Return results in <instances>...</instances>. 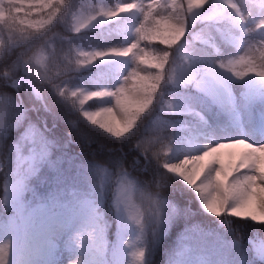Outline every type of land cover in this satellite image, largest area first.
<instances>
[{
	"label": "rangeland",
	"instance_id": "obj_1",
	"mask_svg": "<svg viewBox=\"0 0 264 264\" xmlns=\"http://www.w3.org/2000/svg\"><path fill=\"white\" fill-rule=\"evenodd\" d=\"M2 1L0 0V3ZM120 1L124 6L137 3L141 6L143 12L136 11L132 15V23L124 31L119 29L108 30L94 42L90 41L87 43L78 39L79 49L88 50L89 52L86 60L98 52L111 53L113 51H122L135 45L132 54L129 56L108 54L95 58L99 63L108 64L110 67V73L102 76L100 79L105 91L115 93L122 86L128 89L126 111H121L115 105L114 97H106L104 100V110L111 108L112 117H114L112 119L104 115V119L110 126V129L118 134L126 132L132 122L136 121L137 117L144 112L145 105H147V108L151 106L147 103L149 98L153 102L152 97L154 95L158 94L161 96L168 89V96L165 98L171 97L177 104L182 107L186 105L188 108L199 112L200 116L203 117V124L196 117L197 119L182 120V125L187 133V130L194 126L199 125L201 127V135L198 142L201 145L208 144L209 150L207 152L211 153V157L219 159L220 154L213 153L211 149L220 147L221 145L218 143L221 141L225 145H231L236 144L239 139L244 138V142L251 144L252 148L255 149V152L246 153L240 160L235 162L232 166V175L229 176L224 187L227 189L235 187L236 194L242 201L238 205L241 209L250 198L255 197L258 202L259 211L264 214V174L261 173V169H264V75L249 72L244 77V81H233L230 85L233 110L227 111L211 104L203 93L182 91V85L174 86L168 84L169 77L174 81H181L186 78L185 74L174 63L167 69L166 77L163 69V79L157 84L153 78L159 75L161 70L156 74L153 67L150 66L153 49L144 40L139 38L136 33V29L144 23L142 16L158 5H161V9L168 11L164 29L169 34H171L169 31L175 34L176 28L181 26L184 27L186 33L188 21L193 23L196 21L203 22L191 34L192 41H187L181 45H191L193 56L203 57L211 62L234 58L242 54L241 46L245 41L253 42L257 48H259L261 43H264V0H207L201 9L196 10L194 13L188 11V0ZM181 7L183 8V12L180 10ZM216 7L218 8L215 10ZM221 9H226L233 21V25L225 33L219 31V27L215 22L217 15L221 13ZM181 19L184 21L183 25L178 23V20ZM91 22V12L84 9L72 12L67 11L61 18V23L69 31L87 29L90 27ZM15 33L13 32V36ZM19 36L21 37L22 34L16 33L15 37L19 38ZM198 36H203L204 39H197L196 37ZM64 40L60 44L56 40H48L43 46L34 51L27 60H24L22 70L25 74L23 75V80L25 85H30L35 81L45 80L47 82L48 79L52 84L49 85L56 96L61 101L66 102L67 105L73 106L80 104L85 96L84 80L77 74L79 72L78 68H80L78 66L80 59L77 57L74 61L70 52V46L73 42L77 43V41L68 38H64ZM205 40H209L208 46L203 45L202 42ZM139 58H143L147 63H141ZM252 63H257V58H252ZM132 72H135L137 76L136 78L129 79V75ZM154 84L157 85L156 90L152 91L151 86ZM45 93L48 94V91L45 90ZM74 93L75 96H73ZM0 100L4 101L3 104H0V109L6 113L3 120L0 121V132H3L12 124L14 125L23 119L24 107L19 101L15 102V100L3 94H0ZM158 101L160 102V98ZM134 102H138L139 104L132 106L131 103ZM141 108H143V111H140ZM175 112L186 113L190 111L180 110ZM155 121L160 120L155 118ZM205 133L208 134L207 137H205ZM41 145L46 146L47 155L43 160L35 159V161L41 162L47 160V162L40 173L44 179V183L43 185L36 184L37 196L47 199L50 196L59 195L63 191L64 195L62 199L65 201L69 199L71 202L72 200L68 197L67 193L69 189H73L77 193V199L79 200L75 203L72 201L71 203L79 207L78 213L73 217V214L68 210L55 209L56 212L61 213L65 225L72 223L71 229H66L62 235L52 236L46 228L40 234L38 244L34 239L30 240L25 234V230L27 229H30L29 233H34L35 228L40 223L39 219H36L35 223H33L28 218L27 210L23 213H17L15 225L9 224L7 226L0 224V243L6 239L11 241V247L7 249V254H3L4 262L2 264H69V260L79 254L78 250L75 249V245L70 243L71 231L87 227L92 218L88 204L94 205L97 196L91 187V182L87 178L85 168L97 167L99 165L77 163V174H69L59 166H51V164H48V159H50L52 146L41 141L39 133L33 130L18 146L23 158L22 166L24 168H28L29 163L34 160L33 148L39 150ZM227 150L229 152L222 150L223 160L226 163H231L229 153H231L232 149ZM224 153H226V156ZM172 155L176 159L182 158L178 154ZM199 164L190 161V166L185 165L184 167L188 168L186 176L189 179L195 180L196 186L201 192H204L211 199V197L217 195L216 189L210 185H200L199 181L209 171H212L215 175L221 166L217 165L215 168L205 167L200 179L196 180L194 169L198 170ZM107 171H98L97 176L94 178L97 191L100 190V187L110 177L111 172L108 167ZM179 171L183 172L184 168L179 169ZM123 172L127 171H122L121 173ZM77 188L81 191H77ZM86 190L90 192L89 195H85ZM28 200L32 201L33 206L36 204V198L32 197L31 193L25 196V201ZM229 203L231 201L223 205L225 211ZM173 206L175 205L173 204ZM168 211L170 214L172 213L171 207ZM170 226L167 227V230ZM52 228L53 230L58 229L59 224H53ZM135 235L134 230L122 228L117 222L116 241L113 247L108 249L104 244L105 233L101 236L98 228L95 245L93 246L91 241H85L84 243L82 249L84 259L87 264H132L131 252L133 250L128 246V241L130 239L134 240ZM158 243L153 244L149 241L146 248L145 261L147 260V253ZM102 244L105 245L103 247L104 256L98 260L97 249ZM178 245L177 257L172 264H250L255 260V254L258 255V252L264 249V242H259L257 246H254L255 253H253L248 247L242 246L240 243L237 245L234 241L227 240L221 234L202 231L192 226H187L182 231L178 238ZM200 250H205V253H202ZM1 262L2 258H0V264Z\"/></svg>",
	"mask_w": 264,
	"mask_h": 264
},
{
	"label": "trees",
	"instance_id": "obj_2",
	"mask_svg": "<svg viewBox=\"0 0 264 264\" xmlns=\"http://www.w3.org/2000/svg\"><path fill=\"white\" fill-rule=\"evenodd\" d=\"M120 6H123L120 0H4L0 3V94L15 100V102L19 101L24 107V116L25 109H27L37 125L46 126L51 130L49 135L55 141V145L51 147L48 164L62 167L69 174H77V163L106 165L110 169L111 175L105 184L113 183L117 178L115 174L123 170L131 172L140 180L150 178L157 170L154 161L132 146L129 139L137 142L143 141L149 149L158 148L161 138L170 136L173 131L171 129L161 131L160 122H163L174 126L177 130L174 133V140L179 143L181 137L188 136V133L183 129L182 120L197 119V116L193 115L192 112H162L158 101L161 96L157 94L152 97L151 106L145 107L144 112L137 117L135 129L133 133L129 134L130 137L128 130L122 134L114 135L105 121L104 115L96 116L97 122L95 124L88 119V115L95 116L97 112L104 111L103 102L106 97H93V99L78 105H67L66 102L61 101L56 96L48 79L47 82L45 80L35 81L30 85H25L23 80L25 73L22 67L24 60H27L46 41L56 40L60 44V42L65 41L64 38H68L77 41L70 46V52L74 61L77 57L80 59L78 65L80 68H78L77 74L84 80V97L98 91H104L100 79L103 75L110 73L109 65L101 64L95 58L93 62L88 63L86 56L89 52L79 49L78 39L87 43L94 42L108 30L119 29L124 31L132 22L135 9L131 13H121L116 17H107L101 14L102 12L116 11ZM78 9L91 12V25L81 31H69L61 23V18L65 12ZM149 12L152 13V16L147 21V26H152L157 21H159V26L154 32L147 33L142 40L153 48L152 58H157L156 63L159 62V57L165 51L172 53L164 66L166 77L167 69L173 64V59L177 57V49L180 45L175 49L176 46L169 48L161 43L162 40L174 38L164 29L168 11L161 9V5H158ZM220 12L215 22L219 31L225 33L233 25V21L226 9H221ZM142 20H144L142 24H145V15L142 16ZM202 23L201 21L187 22V30L181 45L187 41H192L191 34ZM13 32L21 33L22 36L17 38L15 37L16 33L13 36ZM153 37L156 38L153 39ZM205 41L202 42L203 45L208 46L209 40ZM153 69L156 74L160 70L154 67ZM16 81H19L18 85ZM181 89L186 92L198 93L191 86H182ZM45 90L48 91V94L45 93ZM167 91L168 89L164 91L165 97L168 96ZM138 104V102L131 103L132 106ZM155 118L160 121H155ZM23 120L24 117L21 121ZM21 121L16 126L12 124L8 129L19 127ZM102 123L105 124L103 128L100 126ZM68 129L74 130L71 137L66 136ZM18 136L19 132H13L11 140L15 141ZM113 137L122 139H114ZM198 151L204 150L201 148ZM185 154L194 155L195 153L188 152ZM208 154L206 152L194 163H200L202 158H206L208 160L206 167L221 166L219 159ZM170 157L173 161L176 159L171 154ZM225 164L228 163L225 162ZM175 188L177 190L172 195L171 201L176 206L175 215L178 218L171 223L161 241L147 253L146 264H172L179 249L178 238L187 226L221 234L230 241H234L238 234L239 243L248 247L253 253H255L254 246H257L259 242H264V224H259L260 222L251 219L241 220L233 217L230 218L233 221L231 225H218L215 218L202 212L199 201L194 198V194L187 189L186 185L177 182ZM77 191L81 190L77 188ZM89 194L90 192L86 190L85 195ZM67 200L70 202L69 199ZM109 204L110 193L107 194L102 207L105 219L106 245L111 249L116 240L117 221ZM0 224L8 225L3 214H0ZM200 251L205 253V250ZM254 257L255 260L250 264H262L257 254Z\"/></svg>",
	"mask_w": 264,
	"mask_h": 264
},
{
	"label": "clouds",
	"instance_id": "obj_3",
	"mask_svg": "<svg viewBox=\"0 0 264 264\" xmlns=\"http://www.w3.org/2000/svg\"><path fill=\"white\" fill-rule=\"evenodd\" d=\"M218 7L215 8V10ZM214 10V11H215ZM178 23L183 25L184 21L178 20ZM183 27V26H182ZM185 37V29L183 32L176 31L177 40L176 48L181 45V41ZM204 39L203 36L196 37ZM230 40V39H229ZM206 42V41H205ZM231 42V40H230ZM242 54L234 58L222 59L216 62H211L203 57H195L192 54V46L185 44L177 49V57L173 59L180 70L185 74V79L174 81L169 77L168 84L174 86H191L200 93H203L211 104L219 106L227 111L233 110V102L226 103L228 97H232L230 85L233 81H244V77L249 72H255L257 75H264V43L259 45V48L253 42L245 41L241 46ZM163 54L172 55L165 51ZM252 58H257V63H252ZM151 100V98H149ZM148 103V101H147ZM151 105V103H148ZM160 110L162 112H175L180 110L190 111L197 116L201 124L204 119L192 108L186 105L181 106L171 97L165 98L163 93L160 97ZM52 115V113H49ZM135 120L128 127V136L135 129ZM23 129V131H21ZM171 129L170 136L162 137L158 148L149 149L143 141H131L132 146L138 149L141 153L148 155L149 159L154 161L156 172L145 180H140L132 175L131 172L116 173V180L111 184H103L100 190L97 191L95 177L98 171H107L106 165L97 167L85 168L87 178L91 182V187L95 191L97 200L94 205L88 204L91 210V221L87 227L71 231L70 243L75 245L78 250V255L69 260V264H87L83 255V246L85 241H91L95 245L96 232L99 228L101 236L105 232L103 202L108 193H110V209L122 228L134 230L135 239L128 241V246L132 248L131 257L132 264H146L145 253L149 241L153 244L158 243L163 234L172 222L178 217L175 215L176 206H173L171 201L172 195L177 190L175 185L177 182H182L187 189L191 190L194 198L200 202V209L209 217L215 218V222L221 226L231 225L232 219H248L242 216H234L231 210L238 205L229 203L224 213L217 215L209 210L208 200L201 195V190L193 184H190L185 179L188 171L185 165L189 162H195L204 155L209 149L208 144L201 145L199 137L201 135V127L199 125L188 129V136L181 137L180 142L174 140V133L177 131L173 125L160 122V130ZM33 130L39 133V138L45 144L54 146L55 141L50 138L51 130L46 126L41 127L32 120L30 112L25 109L24 120L21 121L19 127L5 129L0 132V214H3L7 219L8 224L15 225L17 213L28 211V218L35 223L36 219L40 220L39 226L35 228L34 233H29L25 230V234L30 240L34 239L37 244L40 234L47 228L52 236L62 235L66 229H71L72 223L65 225L61 213L55 209H65L73 214V217L78 213V206H75L64 199V193L61 191L59 195L50 196L49 198H40L36 193V184L43 185L44 179L40 175L42 168L45 166V161L36 162L32 160L28 168L22 166V157L19 150V144ZM73 129L66 131V136L71 137ZM13 132H19V136L15 141L11 140ZM207 137V133L204 134ZM114 139H122L113 137ZM139 139V138H138ZM203 148L204 151H198ZM194 152V155H186L185 153ZM170 154H178L182 158L171 159ZM190 166V165H189ZM184 168L181 172L179 169ZM215 175L212 171L206 173L199 181L200 185H211L214 182ZM35 182V183H34ZM110 185V187H109ZM31 193L32 197L36 198V204L33 206L32 201H25V196ZM72 201L77 199V193L73 189H69L67 193ZM171 207L172 213L168 209ZM59 224V228L53 230V224ZM259 224H264L260 222ZM234 242L239 245V235L234 239ZM101 245L97 249L98 260L104 256L103 247ZM11 241L5 240L0 243V248L10 249ZM264 264V261H262Z\"/></svg>",
	"mask_w": 264,
	"mask_h": 264
},
{
	"label": "snow or ice",
	"instance_id": "obj_4",
	"mask_svg": "<svg viewBox=\"0 0 264 264\" xmlns=\"http://www.w3.org/2000/svg\"><path fill=\"white\" fill-rule=\"evenodd\" d=\"M207 0H188V11L191 13H194L196 10L201 9L204 5V3H206ZM179 6V5H177ZM135 9L138 12H143V9L141 8V6L137 3H131L125 6H120L118 7V9L116 11H108V12H102L101 14L103 16H107V17H116L121 13H131L133 12L132 10ZM181 12H183V8H180ZM145 24H141V26L139 28L136 29V33L138 34L139 38L143 39L145 38L147 33L150 32H154L156 27L159 26V21L156 22V24L152 25V26H147V21L149 20V18L152 16L151 12L145 13ZM184 31V27H178L176 28V31ZM176 36V32L174 37ZM156 37H153V39H155ZM161 43L165 44L166 46H168L169 48H172L174 46H176L177 44V40L175 38L173 39H165L162 40ZM135 47V45H132L129 48H126L122 51H113L111 53H96L93 57L88 58L87 62L91 63L93 62V59L96 57H103L104 55H117V56H129L130 54H132L133 52V48ZM141 63H147V61H145L143 58H139ZM156 57H153L152 60L153 62L151 63V67L154 68H158L161 70V73L159 75H156L153 79L157 82V84L159 83V81H161L163 79V69L165 64L168 62L169 60V55L167 54H162L159 57V62L156 63ZM137 74L135 72L130 73L129 75V79L132 78H136ZM16 84H19V81H16ZM156 86L157 85H152L151 86V90L155 91L156 90ZM127 92L128 89L126 87H120L117 89V91L115 93L113 92H109V91H98L95 93H92L89 96L84 97V100L81 101V103H84L88 100L93 99V97H98V98H103V97H114V101H115V105L117 107H119L121 109V111H126V100H127ZM63 94V93H62ZM73 96H75V93L73 94ZM226 103H232L233 102V98L232 97H228L225 100ZM4 101L0 100V104H3ZM148 103H152V100H148ZM147 105H145L146 107ZM140 111H143V108L140 109ZM5 111L0 109V121L3 120L4 115H5ZM100 115H106L109 118L114 119V117H112V109L108 108L106 110H104L103 112H97L95 116L93 115H88V119H90L92 121L93 124H95L96 121V116H100ZM102 128L105 127V124L102 123L100 125ZM110 130V129H109ZM114 135H117L118 133H113ZM245 139L241 138L238 140V142L236 144H231V145H225L222 141L219 142L218 144H220L221 146L218 148H213L212 152L213 153H218L220 154V163H221V168L219 171L216 172L215 174V179L214 182L210 185L211 187L215 188L217 191V195L211 197V199H209L204 192H201V195L206 198L208 200V204H209V210L216 213L217 215L223 213L225 211L224 208V204L228 203L229 201H231V203H235L237 205H240L242 203V201L240 200L239 196L236 194V189L235 187L233 189H227L224 187V185L227 183L229 176L232 175V166L235 164L236 161L240 160L241 157L245 154V153H249V152H255V149L252 148L251 144L244 142ZM224 149H237L239 151H235V152H231L229 153L230 156V160L231 163L229 164H225L224 160H223V151ZM47 155L46 152V146L41 145L39 147V150H37V148H33V159H39V160H43L44 157ZM208 155H211V153H209ZM208 164V160L206 158H202L201 162L199 164V168L194 169L195 171V177L196 180H199L201 175L204 172L205 167ZM261 173L264 174V169H261ZM185 179L188 180V182L190 184L196 185V181L189 179L188 176H185ZM222 193V195H221ZM231 214L234 216H242V217H246V218H250L252 221H261L264 222V214H262L259 209H258V202L255 199V197L250 198L247 203L245 204V206L241 209L239 206L234 207L231 210ZM0 252H2L3 254H7V248H2L0 249ZM258 257L261 261H264V249H261L258 252Z\"/></svg>",
	"mask_w": 264,
	"mask_h": 264
},
{
	"label": "bare ground",
	"instance_id": "obj_5",
	"mask_svg": "<svg viewBox=\"0 0 264 264\" xmlns=\"http://www.w3.org/2000/svg\"><path fill=\"white\" fill-rule=\"evenodd\" d=\"M176 31V30H175ZM171 34H173V35H175L173 32H171V31H169ZM259 124V123H258ZM261 124H263V123H261ZM247 125V124H246ZM254 125V124H253ZM258 126V125H257ZM241 129V128H240ZM243 129V128H242ZM224 150H226V151H228L227 149H224ZM211 151H212V149H211ZM235 151H239V150H237V149H232L231 150V152H235ZM229 152V151H228ZM218 154V153H217ZM226 153H224V155H225ZM246 154V153H245ZM226 156V155H225ZM0 249H2V248H0ZM0 258H2V262H1V264L4 262L3 261V253L2 252H0Z\"/></svg>",
	"mask_w": 264,
	"mask_h": 264
}]
</instances>
